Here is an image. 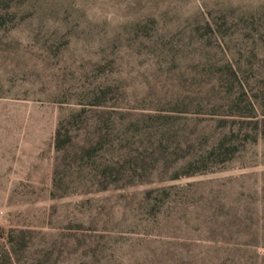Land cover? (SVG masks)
Listing matches in <instances>:
<instances>
[{
	"label": "rangeland",
	"instance_id": "374dc122",
	"mask_svg": "<svg viewBox=\"0 0 264 264\" xmlns=\"http://www.w3.org/2000/svg\"><path fill=\"white\" fill-rule=\"evenodd\" d=\"M0 264H264V0H0Z\"/></svg>",
	"mask_w": 264,
	"mask_h": 264
}]
</instances>
